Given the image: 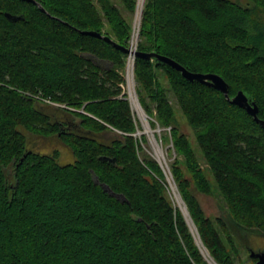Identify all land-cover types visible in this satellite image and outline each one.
<instances>
[{"label":"trees","instance_id":"obj_1","mask_svg":"<svg viewBox=\"0 0 264 264\" xmlns=\"http://www.w3.org/2000/svg\"><path fill=\"white\" fill-rule=\"evenodd\" d=\"M36 1L0 0V264H209L197 235L216 264L255 261L246 253L264 237V127L220 90L134 58L139 104L173 143L171 177L195 236L134 135L127 53L85 33L127 47L137 0ZM138 39L139 52L219 74L264 120V0H144ZM30 135L57 138L73 161L29 149ZM194 189L218 193L222 212L206 215Z\"/></svg>","mask_w":264,"mask_h":264},{"label":"rangeland","instance_id":"obj_2","mask_svg":"<svg viewBox=\"0 0 264 264\" xmlns=\"http://www.w3.org/2000/svg\"><path fill=\"white\" fill-rule=\"evenodd\" d=\"M116 2H117L118 5H120L118 1H116ZM241 2L245 3V0H241ZM143 3H144V0H142L141 8L143 7ZM138 4H139V0H137V4H136V9H135V14L136 15H137V10H138ZM135 14H134V16L132 18L133 21H134V18H135ZM139 24H140V19H139ZM132 31H133V26H132L131 34H132ZM130 38H131V35H130ZM128 44H129V42H128ZM137 44H138V41H137ZM128 59L129 58H128V54H127L125 67H124L123 70H121V73H122V75L124 77V83H123L122 87H123L124 92L126 93L127 99L130 102V105H131V108H132V111H133V114H134V117H135V123L137 124V130H136L134 135L139 137V138L140 137L142 138V136L144 137V138H142V141L144 142V144L142 145L143 149L152 158H154L156 160V156L154 154L155 152H154V148H153V142H152V139H153L152 135L154 134L155 135L154 137L157 139V141L163 147L165 158L167 159L166 161L168 162L167 164H170L173 161V159L175 158V156H176V152H175V149L173 147V143L171 142V139H170L169 142L164 141L162 139V136H161L162 127L160 128V126L158 125L156 119L154 117L148 116V114L144 111V109L140 108L142 110V112H143V113H141L142 116L145 115L144 118H145L146 121H144V119L141 118V114L139 113L138 108H136L133 105V103L131 102L130 87L128 86V83H127V80H126V69H127ZM106 65H108V63H106ZM132 81H133V85H132L133 90L132 91H133V93H134V95L136 97L137 103H139L138 98H137V93L135 91L134 74H133V80ZM128 91H129V93H128ZM176 113H177V118H178V123H179L180 130L183 131L184 133H186L187 136H189V138L193 142V145L196 147V150L198 151V147L196 145L192 129L187 124L184 116L182 115V113L180 112V110L177 107H176ZM153 121L156 124L155 127H151V122H153ZM146 122H147V125H148V129L145 127V123ZM166 130H169V129L166 128ZM105 133L106 134H104V133L95 134V136L98 139H100V140L107 141V140H109L108 138L112 135V132L108 131V132H105ZM28 147H29V149H33L35 151H43L45 153H49L54 148H56V149L59 150V158H58L59 163L65 164V163H69V162L73 161V155L71 154L70 150L67 147H65L57 138L45 139V138L40 137V136H32V135H30V137L28 139ZM152 153H153V155H152ZM201 163L206 168V164L204 162H201ZM158 164H159V162H158ZM169 167H170V165H169ZM161 169H163V168H161ZM207 174L209 175V177L212 180V175L210 174L209 171H207ZM165 176H166V179H167L166 173H165ZM167 182H168V180H167ZM176 189H177V187H176ZM193 191L195 193V196L199 200V202H200L204 212L206 213V215L214 217V216L219 215L222 212V210L224 209V204H223V202L221 200V197H220V195L218 193L215 192L212 195H207V194H204V193H201V192L197 191L196 189H194ZM177 192H178V189H177ZM168 193H169L170 199L173 202L174 206L179 208V210L182 212L181 207H180V205L178 203V200H177V198L175 196V193H174V191L171 188L169 183H168ZM178 194H179V192H178ZM179 196H180V194H179ZM180 198H181V196H180ZM181 201L183 202V205L185 206V203H184L182 198H181ZM187 213H188V211H187ZM182 214H183V212H182ZM188 215H189V213H188ZM189 218H190V216H189ZM190 220H191V218H190ZM187 222L189 224L188 220H187ZM191 223L193 225L192 221H191ZM193 227L195 229L194 225H193ZM190 229H191V227H190ZM191 231H192V229H191ZM251 240H252L251 241V248L252 249H254V250L264 249V237L259 236V235H253ZM246 254L248 256L249 255V251ZM204 256L208 260L209 264H213L212 261L211 262L209 261L210 257H207L206 255H204ZM247 258H249V257H247ZM251 262L252 261L247 262V264L248 263L251 264ZM253 263H254V261L252 262V264Z\"/></svg>","mask_w":264,"mask_h":264},{"label":"water","instance_id":"obj_3","mask_svg":"<svg viewBox=\"0 0 264 264\" xmlns=\"http://www.w3.org/2000/svg\"><path fill=\"white\" fill-rule=\"evenodd\" d=\"M27 1L37 3L36 0H27ZM6 15L8 17H10L9 14L6 13ZM85 33H88V34L96 36V37L103 38L106 41L111 42L115 47L121 49L123 52H125L127 54L129 53V47H122V46L118 45L115 41H113L107 35H102L96 31H85ZM134 56L135 57L136 56L144 57L147 59H151L153 57L157 58L159 61L167 63L168 65L174 67L176 70L180 71L186 79H188L190 81L196 80L200 83L206 84L210 87H214L215 89L220 90L224 94L225 98L228 101H230L231 103H234V104L242 107L243 109H245L254 118V120L256 122H258L260 125H262L264 127V120L259 119V117L257 116V112H258L257 104L254 101H250L249 98L247 97V95L241 90H239L234 96L230 97L229 92H228L229 85L223 79V77H221L219 74H217V73H201V72L190 71L187 68H185L182 64L177 62L176 60H174L168 56H165V55L157 54L155 52L135 51ZM111 161H114V159H111ZM105 188H107V187H105ZM184 216H185V214H184ZM185 218H186V220H188L186 216H185ZM249 256L251 258L256 259L253 264H264V249L254 250V249L250 248L249 249Z\"/></svg>","mask_w":264,"mask_h":264},{"label":"bare ground","instance_id":"obj_4","mask_svg":"<svg viewBox=\"0 0 264 264\" xmlns=\"http://www.w3.org/2000/svg\"><path fill=\"white\" fill-rule=\"evenodd\" d=\"M141 6H142V0H139L138 10H137V17H138L137 20H139L140 17H141V14H140L141 13L140 11H142ZM132 59H133V57H131L129 59L128 64H127V73H126V78L127 79L126 80H127L128 86L130 87V96H131L130 98H131V102L133 103V105L136 108H138L139 113L141 114V113H143L142 110L140 109L142 107L140 106L139 103H137L136 97H135V95H134V93L132 91L133 90V87H132L133 81L132 80H133V74H134V70H133L134 63H133V60ZM128 93H129V91H128ZM144 116H142V114H141V118H143L144 121H146L145 118H144ZM145 127L148 129L147 122L145 123ZM153 136H154V134L152 135V138H153L152 139V142H153V148H154V152H155L154 154L156 156V160L159 162L161 168H163L164 173H166L168 183L170 184L171 188L173 189V191L175 193V196H176V198L178 200V203H179V205L181 207V210L185 214V216L187 217V219L189 221V225L191 224L190 227H191L192 231H194L195 236H196L197 235L196 234V230L194 229V227H193V225L191 223V220L189 218V215L187 213L186 207L183 205V202L181 201V198H180V196H179V194L177 192L176 185H175V183H174V181H173V179L171 177V172H168V166H169V164H167V161H166V158H165V154H164V150L162 149L163 147H161L159 144L158 145L156 144V140L154 139ZM197 236H196L197 242L200 244L202 253L204 255H206L207 257H209L207 251L202 246V244L200 243V239ZM209 259H210L209 260L210 262L212 261L213 264H216L211 258H209Z\"/></svg>","mask_w":264,"mask_h":264},{"label":"built area","instance_id":"obj_5","mask_svg":"<svg viewBox=\"0 0 264 264\" xmlns=\"http://www.w3.org/2000/svg\"><path fill=\"white\" fill-rule=\"evenodd\" d=\"M132 26H133V31H132L131 38H130L129 44H128V47H129L128 58L130 59L131 57H133L132 60H133V63H134V57H135L134 56V53H135V51H137V41H138V38H139V20H137V15L136 14H135V18H134V21H133V25ZM129 59H128V61H129ZM126 73H127V69H126ZM154 139L156 140V144L157 145L159 144L161 146V144L157 141V139L155 137H154ZM143 144L144 143L141 141V145H143ZM152 155H153V153H152ZM168 172H170V167L169 166H168Z\"/></svg>","mask_w":264,"mask_h":264},{"label":"clouds","instance_id":"obj_6","mask_svg":"<svg viewBox=\"0 0 264 264\" xmlns=\"http://www.w3.org/2000/svg\"><path fill=\"white\" fill-rule=\"evenodd\" d=\"M128 47V46H127Z\"/></svg>","mask_w":264,"mask_h":264}]
</instances>
